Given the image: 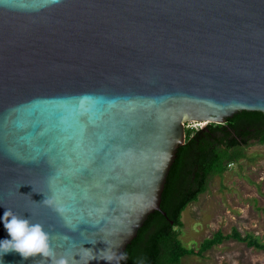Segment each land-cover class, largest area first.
Here are the masks:
<instances>
[{
    "label": "water",
    "instance_id": "1",
    "mask_svg": "<svg viewBox=\"0 0 264 264\" xmlns=\"http://www.w3.org/2000/svg\"><path fill=\"white\" fill-rule=\"evenodd\" d=\"M239 110L264 112V0H0V240L11 208L42 264H117L184 123Z\"/></svg>",
    "mask_w": 264,
    "mask_h": 264
},
{
    "label": "trees",
    "instance_id": "2",
    "mask_svg": "<svg viewBox=\"0 0 264 264\" xmlns=\"http://www.w3.org/2000/svg\"><path fill=\"white\" fill-rule=\"evenodd\" d=\"M264 143V112L239 110L222 122H206L184 127L183 143L178 145L165 176L158 210L149 212L125 245L117 264H180L184 254L201 255L213 244L233 238L264 251V243L234 227L229 232L215 230L196 247L181 244L176 226L186 204L205 190L210 176L221 174L226 164L244 157L247 144Z\"/></svg>",
    "mask_w": 264,
    "mask_h": 264
},
{
    "label": "rangeland",
    "instance_id": "3",
    "mask_svg": "<svg viewBox=\"0 0 264 264\" xmlns=\"http://www.w3.org/2000/svg\"><path fill=\"white\" fill-rule=\"evenodd\" d=\"M242 151L244 157L226 164L221 174L210 176L205 190L182 209L176 228L183 246L196 247L213 231L225 233L231 227L264 243V143L247 144ZM180 264H264V251L227 238L199 256L182 255Z\"/></svg>",
    "mask_w": 264,
    "mask_h": 264
},
{
    "label": "clouds",
    "instance_id": "4",
    "mask_svg": "<svg viewBox=\"0 0 264 264\" xmlns=\"http://www.w3.org/2000/svg\"><path fill=\"white\" fill-rule=\"evenodd\" d=\"M52 2L58 3L59 0H52ZM45 203H50V201H45ZM59 210L64 211L63 208ZM3 224L10 239L0 240V258L5 254L16 252L25 260L41 256L43 259H40V264H42L44 258L54 257L49 233L44 230L42 224L33 223L31 218H23L22 215L13 212L11 208H6L3 214ZM114 255L115 253L111 255L102 254L99 257L93 255L92 258L111 261ZM0 264H3L2 259H0ZM58 264H65V261L61 260Z\"/></svg>",
    "mask_w": 264,
    "mask_h": 264
},
{
    "label": "built area",
    "instance_id": "5",
    "mask_svg": "<svg viewBox=\"0 0 264 264\" xmlns=\"http://www.w3.org/2000/svg\"><path fill=\"white\" fill-rule=\"evenodd\" d=\"M189 122H193V121H189ZM189 122H185V123H184V127H188V126H193V127H195V126H200V125H199L200 123H198V122H195L194 125H190Z\"/></svg>",
    "mask_w": 264,
    "mask_h": 264
}]
</instances>
